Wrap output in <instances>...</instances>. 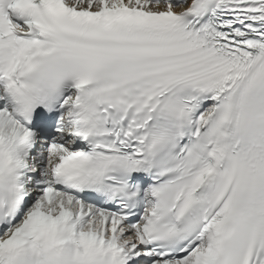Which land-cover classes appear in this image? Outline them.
Segmentation results:
<instances>
[{"label":"snow or ice","instance_id":"obj_1","mask_svg":"<svg viewBox=\"0 0 264 264\" xmlns=\"http://www.w3.org/2000/svg\"><path fill=\"white\" fill-rule=\"evenodd\" d=\"M0 264H264V0H0Z\"/></svg>","mask_w":264,"mask_h":264}]
</instances>
